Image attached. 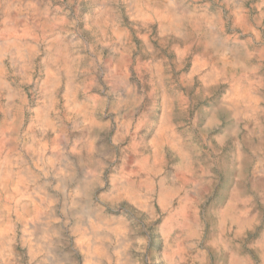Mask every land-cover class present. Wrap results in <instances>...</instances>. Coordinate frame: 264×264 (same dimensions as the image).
Returning <instances> with one entry per match:
<instances>
[{
	"label": "clouds",
	"instance_id": "1",
	"mask_svg": "<svg viewBox=\"0 0 264 264\" xmlns=\"http://www.w3.org/2000/svg\"><path fill=\"white\" fill-rule=\"evenodd\" d=\"M76 7L0 0V264H264V0Z\"/></svg>",
	"mask_w": 264,
	"mask_h": 264
},
{
	"label": "rangeland",
	"instance_id": "2",
	"mask_svg": "<svg viewBox=\"0 0 264 264\" xmlns=\"http://www.w3.org/2000/svg\"><path fill=\"white\" fill-rule=\"evenodd\" d=\"M65 5H67V11L69 12L70 16H75L78 13V9L76 7V0H64ZM243 38V37H242ZM139 40V37H137ZM190 70L191 63L187 66ZM264 74V73H262ZM195 86V85H194ZM226 87V86H225ZM0 119H2V116H0ZM185 180H189L188 177H183ZM260 179H262L261 176H256L251 173V169H249V183L247 185V188L250 190L252 188V185L255 183L257 186H259ZM232 183H229L227 180H225L219 188L216 189H209L205 186H198L195 184L194 181L189 182V187H196L197 191H199L200 195L205 198V203L207 205L213 206L216 211L220 210L228 200L235 199L234 193H233V187ZM191 196V194H190ZM240 212H246L247 210L240 204ZM255 211V210H253ZM252 212H249L248 215H252ZM215 222L217 224V231L219 230V223H218V217H215ZM261 232H264V223H262L258 228H256L255 231L249 230L248 232V238L249 241L252 240H259ZM152 249H160L162 251L163 244L162 242H157L155 239L152 241ZM244 251L251 253V250L245 249ZM254 255V254H253ZM212 264H220L218 258L213 257L212 258Z\"/></svg>",
	"mask_w": 264,
	"mask_h": 264
},
{
	"label": "bare ground",
	"instance_id": "3",
	"mask_svg": "<svg viewBox=\"0 0 264 264\" xmlns=\"http://www.w3.org/2000/svg\"><path fill=\"white\" fill-rule=\"evenodd\" d=\"M261 183H264V177H262V179H260L259 184H261ZM232 201H234V199L228 200L226 202V204L220 210L217 211V212H220V213L223 214V218L225 220H227L228 217H230L235 210H238L240 212V206L238 204L236 205V209H233L231 207V202ZM218 223H220V217H218Z\"/></svg>",
	"mask_w": 264,
	"mask_h": 264
}]
</instances>
